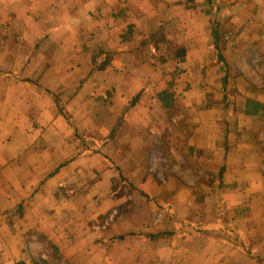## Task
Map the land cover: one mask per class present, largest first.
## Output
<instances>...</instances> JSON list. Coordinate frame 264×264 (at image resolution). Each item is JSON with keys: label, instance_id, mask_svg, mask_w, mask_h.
I'll list each match as a JSON object with an SVG mask.
<instances>
[{"label": "crops", "instance_id": "obj_1", "mask_svg": "<svg viewBox=\"0 0 264 264\" xmlns=\"http://www.w3.org/2000/svg\"><path fill=\"white\" fill-rule=\"evenodd\" d=\"M189 11L178 0H0V264H43L53 253L66 264H264V111L247 115L242 104L231 118L224 110L232 106L205 104L198 118L175 130L159 100L168 84L163 59L151 54L150 34L164 24L166 39L186 50L175 64L200 62L184 31L195 24ZM238 16L264 49V5L252 2ZM104 52L103 68L97 62ZM259 72L248 97L264 104ZM90 140L98 143L96 151ZM177 143L184 153L194 150L199 171L214 180L202 187L175 178L167 183L166 190H176L175 215L159 228L178 230L179 221L189 220L214 229L218 216L196 221L183 193L221 189L224 216L245 250L217 233L194 230L147 238L139 234L135 204L111 213L112 200L104 198L113 176L107 157L136 187L154 193L159 184L150 174L143 182L142 160L161 150L175 166Z\"/></svg>", "mask_w": 264, "mask_h": 264}, {"label": "rangeland", "instance_id": "obj_2", "mask_svg": "<svg viewBox=\"0 0 264 264\" xmlns=\"http://www.w3.org/2000/svg\"><path fill=\"white\" fill-rule=\"evenodd\" d=\"M196 1L202 3L204 0ZM178 2L180 3V0ZM213 2V7L208 3L197 7H186L181 4L186 9L191 10L189 12L192 14V19L195 20V24L190 27H184V31H187L189 38L193 40V45L196 47L200 46L199 50L196 47L194 50L192 48L200 62H191V65H188V63L180 66L176 65L174 62L175 58H183L184 60L186 56V51L184 57L177 54L179 49L183 48L178 40H169L168 43L159 41L154 43L151 49L152 56L157 57L158 60L163 59L162 62L165 63L163 70L165 74L164 80L168 84L167 91L172 95L171 105L168 108L172 115L170 117L176 122L175 130H177V125L183 126V120L198 118V106L203 108L205 104H207V108L220 102L225 103L227 107L232 106L233 109L225 108L224 113L226 114L225 117L233 118L234 114H237L236 106L240 107L244 104L248 95L253 94L255 91L254 88L256 86L252 85V83L257 81V76L254 77L253 74L257 75L260 70H264L262 69L264 68V59L262 58L264 49L254 45L256 43H253L248 36L249 32L245 22H242L238 16V12L252 5V2L256 3L257 6H262L264 5V0H213ZM217 6H221V10L219 13H214ZM197 9H200V12ZM206 9H210L212 14H206ZM198 16L202 18L200 19ZM214 27L220 33L219 47L215 46L212 36ZM165 29V25H161L155 32L150 34L151 40L156 35L157 37L160 34L165 35ZM201 33L207 34V37L206 35L202 37L203 34ZM256 33L262 36L263 30L258 27ZM198 42L200 45H198ZM102 51L103 49L99 53ZM226 51H228V54L231 53V55H228ZM203 53L209 56L210 59L208 60L210 61H202V57L205 58ZM220 55L223 56V59L220 58ZM136 56L138 62L144 64L141 54L137 55L136 53ZM107 58L105 52L100 54L97 65L106 66ZM209 64H211V67ZM208 73H211V76ZM164 80L163 84H165ZM192 106H195V108L191 109ZM163 117H166V115H163ZM89 143L94 144L95 151L98 149L96 141L90 140ZM84 144H86V141H84ZM177 148L179 149L178 157L173 159L175 166L170 165L172 164L170 163V158L165 159L158 154L161 150L156 152L154 159H149L147 163L142 160L145 168L144 172H142L143 174L140 173L142 174L143 182L148 177L150 178V176H147L150 174L153 181L159 184V188L154 193L147 189L136 187L131 180L132 177L129 174H124V169L113 158L107 157L106 160L111 165L113 176L111 179V191L105 194L104 198L112 200L113 209L111 213L118 215L119 210H126L128 206V209H130L131 205L135 204L136 209L139 208L138 216L141 217L143 230L147 231L161 226L164 227L167 219L175 215L174 206L171 202L174 203L172 195L176 190H166L167 183L174 181L175 178L179 179L177 183L181 180H186L195 182L198 184L197 186H204L208 181L214 180L212 174L199 171L202 166L199 155L194 150L187 148L184 153L182 144H178ZM163 151L167 152L166 150ZM111 162L117 164L120 170L114 169ZM172 169H174L176 174H169ZM206 169L208 170L210 167L207 166ZM177 192H179L178 194L182 193V191ZM135 193L137 196L133 198L132 196ZM189 193H192L191 196ZM183 198L184 201L193 202L192 216L196 221L206 219L209 214L216 216V211L223 204L222 200H224L223 195H221V189L188 190L183 193ZM200 202L202 206H199ZM43 260L45 261L43 264H66L55 253L46 256Z\"/></svg>", "mask_w": 264, "mask_h": 264}, {"label": "trees", "instance_id": "obj_3", "mask_svg": "<svg viewBox=\"0 0 264 264\" xmlns=\"http://www.w3.org/2000/svg\"><path fill=\"white\" fill-rule=\"evenodd\" d=\"M204 3H208L209 5H211L213 7V0H204L202 3H198L196 0H180V4H184L186 7H197L198 5H203ZM221 10V6H217L215 7V12L214 13H219V11ZM206 14H212L210 9H206ZM212 36L214 39V43L215 46L219 47V41H220V33L219 30L214 27L212 29ZM125 38V37H124ZM155 43H158L159 41H164L166 43H168V40L166 39L165 35L160 34L159 37H157V35L155 36V38L153 39ZM185 48L179 49L178 51V55L184 57L185 54ZM220 58L223 59V56L220 55ZM183 60V58H181ZM104 68V66H103ZM159 98L160 101L162 102V104H164V106L169 107L171 105V100H172V95L171 93H169L168 91H162L159 93ZM244 106H245V110L244 112L247 115H259L262 114V112L264 111V104L254 98L248 97L245 99L244 102ZM75 132L77 134V136L80 138L81 143H84V141L86 140V137L84 136V134L79 131V129L75 126ZM110 159V158H108ZM112 166L114 167V169L116 170H120V167L117 164L112 163ZM225 170V167L223 166L219 172V175L217 177H215V179L219 182L222 178L223 172ZM218 184V183H217ZM223 204L220 205V207H218V210L216 211V216H218V221L216 223V226L214 229H209V227L204 226L205 229H207V231H204V228H200L202 225L196 224L195 226L189 221H182L179 223H181L180 229H176L174 230V228L172 229H160V228H153L150 230H144L141 231L139 234L144 235L147 238H151V239H155V238H160V237H164V236H171L173 237L175 234L178 233V231L182 232L184 231H189V230H194V231H199V232H208V234L211 235H217L218 236H222L224 237L226 240H229L230 242L234 243V244H239L242 248H244V250L246 249V245L244 243V241L240 240L238 234H236V230L235 228L232 226V224L230 223L229 220L226 219L225 212L222 209ZM191 226V228H190ZM250 254H252V256L258 258L259 261H263L262 257L258 256L256 253L253 254V252H250Z\"/></svg>", "mask_w": 264, "mask_h": 264}]
</instances>
